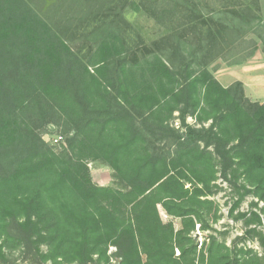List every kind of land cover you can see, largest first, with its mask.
<instances>
[{"label":"trees","instance_id":"obj_1","mask_svg":"<svg viewBox=\"0 0 264 264\" xmlns=\"http://www.w3.org/2000/svg\"><path fill=\"white\" fill-rule=\"evenodd\" d=\"M254 1L0 0V262L264 264V102L209 69L249 33L264 53ZM129 8L166 32L148 41ZM219 173L246 227L231 245Z\"/></svg>","mask_w":264,"mask_h":264},{"label":"rangeland","instance_id":"obj_2","mask_svg":"<svg viewBox=\"0 0 264 264\" xmlns=\"http://www.w3.org/2000/svg\"><path fill=\"white\" fill-rule=\"evenodd\" d=\"M246 1V0H245ZM254 0H248L251 6H254ZM261 11L258 14L264 21V0H260ZM126 18L132 23L133 27L136 28L141 35H143L148 41H152L159 38L166 32V27L157 24L152 18L148 17L143 11L136 12L129 8L126 12ZM242 43V44H240ZM238 47L234 50L229 51L226 55L219 58L214 64L210 66V71L213 73L215 78L224 86L230 87L236 82H242L245 89L246 96L253 102H264V53L262 43L258 40L257 36L249 33L244 42H240ZM257 44V50L252 54L254 45ZM235 61H240L239 64H233ZM188 123L195 125L196 121L193 118L188 119ZM179 125V122L176 123ZM44 140L52 146H55V140L63 137L60 135V130L56 126H49L43 132ZM92 178L94 183L99 186L109 187L115 185L114 171L100 163L94 162L89 165ZM217 184L220 186V191L215 195L214 199L219 203L221 207L222 219L214 226L218 231L226 232L225 238L227 243L231 245L239 237H242L246 227L242 220H235L231 216V208L238 201L239 195L235 190L234 185L229 180L225 179L221 173ZM253 202H258L253 196L248 195L242 201L239 209L235 212H248ZM260 208H264V203H259ZM165 221L169 220L163 214ZM264 231V223L260 227ZM197 238L200 243L203 241V234L197 227ZM247 244L250 247L259 250L258 243L247 240ZM111 251H114L112 249ZM116 263V262H115ZM0 264H3L0 262ZM6 264H34L29 261L20 252L14 253L9 257ZM36 264V263H35ZM52 264V263H45Z\"/></svg>","mask_w":264,"mask_h":264},{"label":"built area","instance_id":"obj_3","mask_svg":"<svg viewBox=\"0 0 264 264\" xmlns=\"http://www.w3.org/2000/svg\"><path fill=\"white\" fill-rule=\"evenodd\" d=\"M60 141H62V138H59V139L55 140V143L57 144V143H59Z\"/></svg>","mask_w":264,"mask_h":264},{"label":"crops","instance_id":"obj_4","mask_svg":"<svg viewBox=\"0 0 264 264\" xmlns=\"http://www.w3.org/2000/svg\"><path fill=\"white\" fill-rule=\"evenodd\" d=\"M262 1V0H261ZM264 7V6H263Z\"/></svg>","mask_w":264,"mask_h":264}]
</instances>
